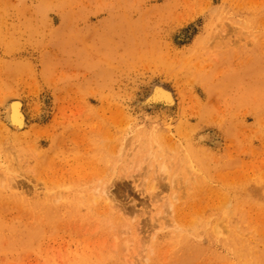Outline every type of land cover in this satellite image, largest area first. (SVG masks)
<instances>
[{"label":"rangeland","instance_id":"obj_1","mask_svg":"<svg viewBox=\"0 0 264 264\" xmlns=\"http://www.w3.org/2000/svg\"><path fill=\"white\" fill-rule=\"evenodd\" d=\"M12 100L0 264H264V0H0Z\"/></svg>","mask_w":264,"mask_h":264},{"label":"bare ground","instance_id":"obj_2","mask_svg":"<svg viewBox=\"0 0 264 264\" xmlns=\"http://www.w3.org/2000/svg\"><path fill=\"white\" fill-rule=\"evenodd\" d=\"M245 24V23H244ZM239 27V25H238ZM240 31V30H238ZM247 37V36H246ZM181 38V37H180ZM155 83V82H154ZM158 84V83H157ZM240 87V86H239ZM152 89V88H151ZM250 92V91H249ZM140 102V101H139ZM4 104V103H3ZM45 104V103H44ZM176 99L174 96V93L171 92V90L167 89L166 87L161 85H155L153 87V89L151 90L150 94L148 95V97L142 102H140L138 104L139 107H137L138 109H140V111L142 110H148L151 109L154 112H157L158 110L165 112H172V110H174L176 108ZM4 110H5V116L3 119V126H1L0 128L4 131V133L8 136L11 135V132H16V133H20L23 132L27 127H28V123L26 120V117L23 113V105H22V101L20 100H12V101H8L5 103L4 106ZM3 110V112H4ZM43 110V109H42ZM176 111V110H175ZM49 112V111H48ZM145 112V111H144ZM1 113V112H0ZM39 114V112H38ZM142 114V113H141ZM168 114V113H167ZM41 115V114H40ZM39 115V116H40ZM159 115V114H158ZM49 116V115H48ZM151 116V115H149ZM37 117V116H36ZM41 117V116H40ZM42 118V117H41ZM153 118V117H152ZM37 119V118H36ZM47 119V118H46ZM45 120V119H44ZM38 121V120H37ZM42 121H40L41 123ZM217 135V134H216ZM150 137V136H148ZM215 141V140H214ZM213 143V142H212ZM211 147H213L211 145ZM125 149V148H124ZM188 152V151H187ZM196 153V152H195ZM188 154V155H187ZM199 154V153H198ZM170 156V161L176 159L177 154L173 151H170L169 153ZM186 156H192L190 153H186ZM202 156H205L204 153L202 152ZM160 158L164 159V156H161ZM174 158V159H173ZM179 159V157H178ZM161 164V163H160ZM161 166V165H160ZM160 166L158 168H160ZM167 168L171 169V164L170 166H167ZM145 168L143 167V170ZM165 169V168H164ZM142 170V168H141ZM142 170V171H143ZM179 172V171H178ZM140 173V172H139ZM145 173V172H144ZM142 175V173H141ZM145 176V175H144ZM147 176V175H146ZM145 176V177H146ZM155 176V175H154ZM167 175H165L166 177ZM137 177V176H136ZM141 177V176H140ZM134 178V177H133ZM110 180V179H108ZM106 180V181H108ZM158 180V179H157ZM150 181V180H149ZM156 181V180H155ZM111 185L113 184L112 181L110 183ZM17 186V185H16ZM16 186H11V188H17ZM102 186V185H101ZM112 187V186H111ZM153 190H155V187L152 188ZM99 191V190H98ZM98 191H93L90 194L92 195L90 198L93 200V202L97 203L101 200H103L105 203H111L112 201L110 200V196L112 195V190L110 191V187L107 184H104L99 193ZM111 194V195H110ZM165 198V197H164ZM112 200H114L112 198ZM163 200V199H162ZM175 200V199H174ZM102 201V202H103ZM159 202V201H158ZM168 203V202H167ZM169 209L173 211L174 209V204L173 201H170L169 203ZM207 230V229H206ZM139 235V234H138ZM237 234H234V236H231V248L230 252L233 253L236 258L238 260H241L242 262L246 263V261L244 259L248 258L250 259V257H248L249 255H253L254 256V246H248L246 244V241L244 240H240L238 237H236ZM140 243V242H139ZM191 246V245H188ZM125 247L128 248L129 244L125 243ZM130 251V250H129ZM128 253V252H127ZM138 264V263H137Z\"/></svg>","mask_w":264,"mask_h":264}]
</instances>
